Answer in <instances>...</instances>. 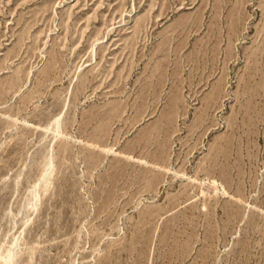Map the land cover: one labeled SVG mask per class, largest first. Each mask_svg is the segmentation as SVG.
<instances>
[{"label": "rangeland", "instance_id": "obj_1", "mask_svg": "<svg viewBox=\"0 0 264 264\" xmlns=\"http://www.w3.org/2000/svg\"><path fill=\"white\" fill-rule=\"evenodd\" d=\"M26 219L16 264H264V0H0V247Z\"/></svg>", "mask_w": 264, "mask_h": 264}, {"label": "bare ground", "instance_id": "obj_2", "mask_svg": "<svg viewBox=\"0 0 264 264\" xmlns=\"http://www.w3.org/2000/svg\"><path fill=\"white\" fill-rule=\"evenodd\" d=\"M53 139H56L58 136H61V129H60V123L59 120H56L54 122V130L52 131ZM52 161H48L47 163V169L44 171V174L40 177L38 181L32 186L31 189V198L26 200L23 204V208L19 212V215L24 214V211L27 208L32 209L33 211H36L37 206L40 201V194L41 190L44 188V190L47 187V184H49V175L52 169ZM189 179V178H188ZM202 184V183H201ZM205 185V184H204ZM30 224V219H26L24 221L23 229L19 232V234L14 236H8L3 244L0 247V264H16L17 257L20 253L21 247L20 243L25 237L26 228ZM10 242L9 250L6 251V255L3 256V253L5 251V248L7 247V244Z\"/></svg>", "mask_w": 264, "mask_h": 264}]
</instances>
